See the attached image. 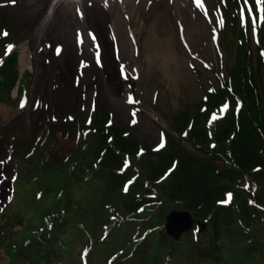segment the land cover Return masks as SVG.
<instances>
[{
    "label": "trees",
    "instance_id": "trees-1",
    "mask_svg": "<svg viewBox=\"0 0 264 264\" xmlns=\"http://www.w3.org/2000/svg\"><path fill=\"white\" fill-rule=\"evenodd\" d=\"M221 4L234 55L201 99L168 112L176 136L162 129L153 148L93 107L71 130L48 120L23 154L10 120L30 75L12 99L17 55L5 58L0 139L14 194L0 212V264H264V0ZM172 210L194 220L177 239L164 231Z\"/></svg>",
    "mask_w": 264,
    "mask_h": 264
},
{
    "label": "rangeland",
    "instance_id": "rangeland-1",
    "mask_svg": "<svg viewBox=\"0 0 264 264\" xmlns=\"http://www.w3.org/2000/svg\"><path fill=\"white\" fill-rule=\"evenodd\" d=\"M91 1L95 7L96 0ZM193 1L194 7L199 11L193 7ZM106 5L110 6L109 3ZM181 6L185 12L193 14L195 20L193 35L189 39L179 38L180 41L175 45L169 40L174 53L171 58L169 52L164 54L166 47L158 40L159 35H156L157 38L153 41L155 55L160 48V51L162 49L164 51L160 52L158 61L149 57L147 64L141 70L132 64L139 72L138 74L134 70L131 71L137 79V82L133 84L136 87L135 91L133 87L130 90L126 89L125 84H122L118 78V72L108 75L115 81V85L111 84L102 70L100 60L101 69L99 66L91 65L80 79L75 74L76 67L73 65L77 63L76 59L69 63L67 57L62 54L59 58H53L51 49H49L50 52L44 54L42 44L35 46L34 41L38 39V35L34 32V21L30 20L34 6L16 3L12 7H1L0 25H3V21H8L14 23L19 30L20 38L15 39L19 74L23 71L31 73L30 86L27 90L28 104L25 110L17 116L14 114L13 120L6 117L9 110L1 111L4 119H11L10 126L13 127V131L19 132L22 139L26 137V144L21 148L23 154L46 130L48 120L55 117L69 130L76 120H83L87 117L90 101L93 100L100 109L112 113L113 120L124 126L142 147L154 146L161 128L168 129L166 121L168 112L198 101L206 87L205 82H214L215 76L219 75L216 72L219 62L222 60L225 63L233 55L234 42L228 41L233 36L227 32L220 34L218 32L223 20L219 0H199V3L197 0H185L181 2ZM6 11L9 14H5ZM51 16L53 18L57 15L52 13ZM58 17H63V15L60 14ZM64 22L58 19L54 23H48L47 27L52 26L63 39L75 42L80 35L76 28L66 26ZM76 22L81 28L88 27L89 23L84 11H80ZM228 25L226 23V26ZM118 28L124 30L125 33L129 30V26L125 24H120ZM134 31H137V28H134ZM216 36L220 38L217 39ZM9 37L12 39L13 36ZM90 37L97 40L95 37ZM41 39L46 42L44 38ZM79 42H86L90 50L94 49V44L84 37L77 43ZM78 48L81 50L80 47ZM81 56L84 61H91L90 54L84 55L82 52ZM15 96V89H13L10 97ZM7 143L8 140L5 137L0 139V212L10 201L6 196L9 194L10 174L3 163ZM19 195L16 194L15 202L20 199ZM26 198L25 202L29 205L21 213H27L36 203V198L32 195ZM0 262H7V257L2 250H0Z\"/></svg>",
    "mask_w": 264,
    "mask_h": 264
},
{
    "label": "bare ground",
    "instance_id": "bare-ground-1",
    "mask_svg": "<svg viewBox=\"0 0 264 264\" xmlns=\"http://www.w3.org/2000/svg\"><path fill=\"white\" fill-rule=\"evenodd\" d=\"M18 1L34 6L30 20L34 21V32L39 38L34 41L36 47L40 45V41L42 42L41 38H44L46 43H61L62 55L67 57L69 63L77 59L78 47L84 55H89L93 51L100 58L102 70L113 85L115 81L108 75L118 72V69L127 72L130 66L135 64L141 70L149 57L158 59L164 49L160 51L161 48L156 47L158 49L156 57L153 45L156 35H159L158 40L166 47L164 54L169 52L171 58L174 53L169 40L175 45L180 41L179 38L189 39L195 29L193 14L185 12L181 6V2L185 0H96L95 7L91 0ZM80 11L86 13L88 27L81 28L77 24L76 17ZM52 13L57 16L52 18ZM60 14L63 17H58ZM58 19L65 21L64 25L76 28L80 36L94 44V49L90 50L86 42L75 43L63 39L52 26L47 27L48 23H54ZM120 24L129 26V30L125 33L118 28ZM134 28H137V31H134ZM134 49H137V53H134Z\"/></svg>",
    "mask_w": 264,
    "mask_h": 264
},
{
    "label": "water",
    "instance_id": "water-1",
    "mask_svg": "<svg viewBox=\"0 0 264 264\" xmlns=\"http://www.w3.org/2000/svg\"><path fill=\"white\" fill-rule=\"evenodd\" d=\"M193 219L187 211H172L165 217V232L168 236L178 238L192 228ZM198 225V224H197Z\"/></svg>",
    "mask_w": 264,
    "mask_h": 264
},
{
    "label": "snow or ice",
    "instance_id": "snow-or-ice-1",
    "mask_svg": "<svg viewBox=\"0 0 264 264\" xmlns=\"http://www.w3.org/2000/svg\"><path fill=\"white\" fill-rule=\"evenodd\" d=\"M197 3H199V0H197ZM256 3L259 4L260 0H256Z\"/></svg>",
    "mask_w": 264,
    "mask_h": 264
}]
</instances>
